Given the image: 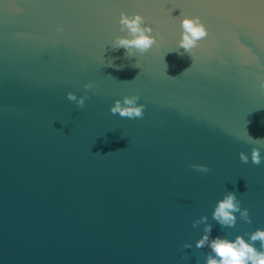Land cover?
<instances>
[{"label": "water", "instance_id": "1", "mask_svg": "<svg viewBox=\"0 0 264 264\" xmlns=\"http://www.w3.org/2000/svg\"><path fill=\"white\" fill-rule=\"evenodd\" d=\"M122 13L154 29L148 53L113 49ZM195 17L208 36L181 55ZM90 82L78 108L67 94ZM262 85L264 0H0V264H206L204 216L212 238L249 241L264 230ZM126 96L142 119L111 113ZM228 192L251 224L212 218Z\"/></svg>", "mask_w": 264, "mask_h": 264}, {"label": "clouds", "instance_id": "2", "mask_svg": "<svg viewBox=\"0 0 264 264\" xmlns=\"http://www.w3.org/2000/svg\"><path fill=\"white\" fill-rule=\"evenodd\" d=\"M119 23L121 25V31L127 32V37H117L112 47L117 50L120 48L125 49L127 57H135L136 53L144 55L154 45L158 44L156 35H153L154 29L151 26H147V22L142 15L136 14L129 16L126 13H122ZM181 26L183 32L179 41L178 50L175 52L180 53L179 49H183L184 51L180 53L181 55L184 53L190 55L192 49L197 47L198 43L208 36V32L199 17L184 18ZM59 30L62 31V29ZM84 87L86 92L83 96L78 97L72 92L67 94V99L75 102L77 107L81 109L86 106V101L90 98L88 91L92 90L94 85L90 82ZM139 99L140 97L138 96H126L122 101L118 99L114 102V106L110 111L113 115L119 114L121 118L142 119L146 105L138 104ZM249 138L256 144L264 146V138L253 139L251 136ZM239 158L243 164L249 163V156L244 152L239 154ZM251 162L256 166H260L264 162V157H262L259 147L252 149ZM191 168L200 173L211 172V169L205 165L193 164ZM236 213H239L240 218L246 223H252L249 210H242L241 201L237 198V194L235 192H228L222 200L218 201L212 218L222 228L235 227L237 223ZM201 224L205 225L203 230L204 235L196 243V248H210V252L206 258V264H264V251H260L255 247V242L259 241L260 248L264 249V230L258 229L254 233L249 234V241H246L242 236H237L233 241L221 236L212 238L213 225L208 223L207 216L194 221L192 226L193 228H197ZM183 247L191 249L192 245L185 244Z\"/></svg>", "mask_w": 264, "mask_h": 264}]
</instances>
